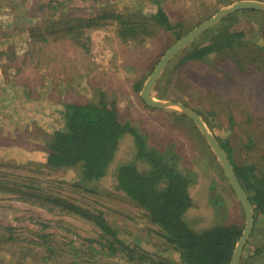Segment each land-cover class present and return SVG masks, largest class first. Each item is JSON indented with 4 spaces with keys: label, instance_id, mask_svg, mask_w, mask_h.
<instances>
[{
    "label": "rangeland",
    "instance_id": "1",
    "mask_svg": "<svg viewBox=\"0 0 264 264\" xmlns=\"http://www.w3.org/2000/svg\"><path fill=\"white\" fill-rule=\"evenodd\" d=\"M155 1L0 0V227H12V234L18 237L13 243L0 242V264H71L78 255L67 252L70 243L88 253L77 264H150V259L161 263L176 259L145 211L117 190L113 175L93 184L81 183L78 168L46 164L51 118L59 116L62 106L58 103H98L101 93L107 106L115 104L121 123L134 128L150 148L176 159L179 171L193 175V206L183 217L189 228L201 232L236 223L244 230L242 208L195 123L153 109L139 97L164 52L178 39L159 28L143 40L124 42L118 36L117 15L135 23L149 19L156 10ZM158 1L170 23L181 24L175 31L183 36L218 10L242 0ZM54 11L58 27L64 17L76 23L79 17L92 18L96 24L83 28L77 44L63 33L52 34L45 28L50 27ZM211 29L212 34H202L187 47L210 43L214 35L222 33H234L239 41L214 52L206 62L179 66L183 56L179 52L162 71L152 96L198 113L218 143L230 148L236 165H251L258 175L264 174V13L240 10ZM43 34L46 42L38 38ZM140 82L137 92L135 85ZM50 104H55L52 109ZM119 144L113 168L135 158L131 135H124ZM134 163L139 170H149L141 160ZM12 189L22 191V197L31 192L55 194L102 212L119 237L136 248V253L147 256V261L140 262L137 255L132 263L124 253L102 254L96 244L102 234L97 226L77 215L49 212L23 201ZM209 197L217 198L215 204ZM220 200L224 203L219 204ZM36 233L49 235L65 251L51 255L54 259L45 258L44 248L34 246L40 242ZM242 258L249 264H264V215L255 216Z\"/></svg>",
    "mask_w": 264,
    "mask_h": 264
},
{
    "label": "trees",
    "instance_id": "2",
    "mask_svg": "<svg viewBox=\"0 0 264 264\" xmlns=\"http://www.w3.org/2000/svg\"><path fill=\"white\" fill-rule=\"evenodd\" d=\"M56 5L59 4L56 3ZM51 6V5H50ZM156 10L150 15L149 19L139 22L124 20L117 15L119 23L118 36L122 41L126 40H143L145 36L155 34L157 29L162 28L170 31L179 39L182 35L180 31L181 24L172 25L166 15L165 9L158 0L155 1ZM57 9V6H51ZM55 11L50 15V27L52 34L63 33L77 44L85 26L95 23L92 18L74 19L64 17L61 27L56 26ZM92 25V24H91ZM94 26V25H93ZM57 27V28H56ZM56 30V31H54ZM48 31V33H51ZM212 34V29L206 31L204 35ZM50 35V34H49ZM47 35H39V40L46 42ZM234 33H222L214 35L210 43L197 45L194 48L186 47L181 52L183 56L179 61L180 64L187 62H206L208 56L214 52L222 50V48L233 47L239 40ZM37 38L34 34L33 39ZM235 40V41H233ZM180 52V53H181ZM3 56L0 51V58ZM142 83L135 85L138 92ZM26 93L27 90L25 89ZM98 103H62L59 108V116L51 118L50 129L51 137L46 144V164L51 168H78V178L80 182L93 184L108 175L114 176V182L117 190H121L127 199L138 205L145 211V215L150 224L159 228L161 237L165 240L171 253L176 254L173 261L161 263L150 259V264H230L231 256L234 248L242 234V227L239 224L232 223L228 225H218L201 232H196L189 228L183 217L187 211L193 206L190 197V186L193 183L191 172L179 171L176 165V159H170L165 153L158 152L156 149L150 148L141 135L128 124H123L118 119L117 109L112 103L107 106L103 100V94ZM55 104H50L51 109ZM58 110V109H53ZM182 118V117H179ZM61 124L57 128L56 124ZM129 134L134 139L135 158L131 162L118 163L115 168V158L120 141L124 135ZM220 146L225 151L229 162L237 176L242 188L244 189L251 205L253 206L254 219L255 216L264 215V174L258 175L254 167L251 165L239 166L234 163L230 148L221 141ZM135 160H141L149 166V170H139L135 165ZM126 162V163H125ZM113 168V169H112ZM30 188V187H29ZM15 193L20 194L23 201H32L39 204L49 212L66 213L69 215H77L86 221L91 222L98 227V231L102 234L96 244L100 247V252L107 255H115L124 253V257L128 262L135 260L137 255L140 262L146 259L141 254L136 253V248L130 247L129 242L126 243L123 238L119 237L118 232L113 229L104 220L103 213L93 211L81 205L73 203L55 194H38L23 193L17 189H12ZM215 196V195H213ZM217 198L209 197V202L215 204ZM219 199V198H218ZM224 203L220 200L219 204ZM218 210V213L222 212ZM221 218L223 215H219ZM12 227H0V242L5 244L13 243L17 236L12 234ZM10 232V235L6 233ZM35 236L40 238V242L34 246L44 248L45 258H51L53 254H60L65 251L54 243V240L44 233H36ZM53 242V243H52ZM58 248V249H56ZM60 248V249H59ZM94 250V249H93ZM75 249L71 243L67 252L69 254H77L71 264H77L88 255L86 251L80 252ZM260 252L256 250V254ZM24 256H22L23 258ZM93 258V255H91ZM87 260H91L86 258ZM88 262V261H87ZM242 262V263H241ZM240 264H249L246 259L241 258Z\"/></svg>",
    "mask_w": 264,
    "mask_h": 264
},
{
    "label": "water",
    "instance_id": "3",
    "mask_svg": "<svg viewBox=\"0 0 264 264\" xmlns=\"http://www.w3.org/2000/svg\"><path fill=\"white\" fill-rule=\"evenodd\" d=\"M240 10H250L264 13V2L254 0H242L232 3L231 5L218 10L213 16L204 20L197 27L193 28L191 31L180 37L164 52L161 59L154 67V70L145 81L139 94V97L142 102L153 109L185 116L192 120L201 132L208 145L211 147L213 153L215 154L223 170V173L229 183V186L239 205L241 206L245 216V227L234 248L230 264H240L241 262L245 245L253 229V206L251 205L244 189L242 188L237 176L235 175L225 151L220 146L217 139L210 133L200 115L181 103L161 100L159 98L156 99L152 96V91L162 71L174 56L181 52L196 38L211 29L216 23L221 21L223 18Z\"/></svg>",
    "mask_w": 264,
    "mask_h": 264
}]
</instances>
